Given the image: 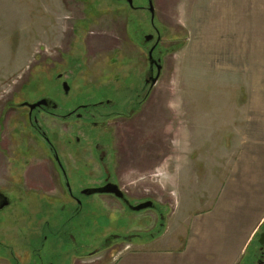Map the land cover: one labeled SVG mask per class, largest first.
Returning <instances> with one entry per match:
<instances>
[{"label":"rangeland","instance_id":"1","mask_svg":"<svg viewBox=\"0 0 264 264\" xmlns=\"http://www.w3.org/2000/svg\"><path fill=\"white\" fill-rule=\"evenodd\" d=\"M156 4L169 24L166 45L179 46L165 57L159 82L141 112L112 125L121 148V184L135 195L145 194L163 204L158 205L161 212L82 205L75 215L78 205H50L51 227L46 234L49 248L59 253L53 257L55 263H112L129 248H157L159 236L186 240L197 217L207 232L222 226L229 232L230 245L244 238L247 246L264 212V205H251L254 194L242 192L249 165L244 153H264L252 141V120H258L254 109L264 101L259 98L264 95V0H245L244 27L237 34L229 33L223 10L226 0H156ZM128 42L125 12L114 14L108 4L97 0H0V118L11 102L53 97L71 108L114 91L120 99L138 89L142 82L137 77L114 79L133 57ZM72 48L83 49L76 65L83 62L85 72L71 82L72 93L66 96L59 92L56 75L69 67L62 54H70ZM116 53L120 62L112 65ZM54 62L59 65L52 70ZM41 117V123H59ZM11 121L12 116L7 129L13 128ZM94 134H80L84 145ZM35 206L40 211L38 226L45 212L43 205ZM26 228L25 221L22 229ZM69 228L86 244L78 257H65L72 247L59 235ZM137 233L142 237L121 240L93 255L109 235ZM253 249L252 241L249 254ZM0 254L8 257L4 249ZM100 254L106 257L99 258ZM110 254L117 258L110 259Z\"/></svg>","mask_w":264,"mask_h":264},{"label":"flooded vegetation","instance_id":"2","mask_svg":"<svg viewBox=\"0 0 264 264\" xmlns=\"http://www.w3.org/2000/svg\"><path fill=\"white\" fill-rule=\"evenodd\" d=\"M97 1L108 4L114 14L125 12L127 39L134 51L133 57L127 60L129 64L125 65L128 68L115 73L114 79L119 81L124 75L127 78L133 76L142 83L138 89L121 95L120 99L116 98L114 91L103 99L65 108L56 98L42 97L34 103L11 102L7 110H3L0 118V250L4 249L8 257L0 254V261L18 264L17 254L21 250L39 256L40 264H65V260L55 263L53 256L59 253L49 248L46 233L51 227L50 205H78L75 215H79L82 205H124L134 213L148 210L136 212L134 207L153 205V210L161 212L158 205L163 204L145 194L135 195L121 184L118 173V151L121 148L116 145V129L112 122L131 119L141 112L159 82L165 57L179 44L166 45L164 33L169 24L161 18L156 0ZM82 52L83 49L78 52L72 48L70 54H62V61L69 66L56 75L60 83L59 92L63 95L70 96L71 82L85 72L83 62L76 65ZM119 62V53H116L112 65ZM58 65L54 62L52 70ZM40 101L45 103L34 110L22 106ZM42 115L59 123H41ZM10 116L13 128L7 129L6 122ZM82 132H95L85 145L80 138ZM118 141L121 147L123 141L119 138ZM32 205L44 207L45 214L38 226L36 218L40 211ZM25 221L28 228L22 229ZM59 237L72 247V250L66 251L65 257L68 254L78 257L86 247L74 235L72 228ZM141 237L140 233L131 236L111 234L97 250L103 251L107 245L112 247L121 240ZM37 241L39 247L36 246ZM253 243L251 264H264V223L255 234ZM44 251L49 255L46 262L40 254Z\"/></svg>","mask_w":264,"mask_h":264},{"label":"crops","instance_id":"3","mask_svg":"<svg viewBox=\"0 0 264 264\" xmlns=\"http://www.w3.org/2000/svg\"><path fill=\"white\" fill-rule=\"evenodd\" d=\"M227 4L223 8L226 12V18L229 25V33H239L242 31L243 20H244V9L246 7L245 0H226ZM243 4V8H242ZM225 18V20H226ZM231 24V26H230ZM228 33V34H229ZM226 34V35H228ZM224 34L221 33V39ZM223 42V40H222ZM261 94V92L259 93ZM259 98H264L261 94ZM257 108L254 109L255 114H257V122H252L254 124V134L252 141L256 148L262 149L264 152V133L262 114L264 115V101L258 102ZM247 110V109H246ZM254 114V115H255ZM263 136H262V135ZM260 135V136H259ZM248 139V140H249ZM256 150V149H255ZM253 151L252 154L247 152L244 153L243 159L248 163L247 171L245 173L244 182L242 184V192H249L254 194V202L251 205H264V153L256 156ZM246 155V157H245ZM245 157V158H244ZM242 159V161H243ZM253 191H252V190ZM245 203V202H244ZM199 217L193 220L191 235L186 240L177 239L174 240L168 237L159 236L155 244L157 248H129L124 251L121 257L116 256V254H110L111 258H117L114 262L102 261L98 264H251L252 255L249 254V248L251 242L254 240L255 234L258 232L260 226L264 223V212L259 217L258 227L252 234L250 241L247 246H245L244 238L241 240L240 244L230 245L228 241L229 232L225 230L222 226L217 228L215 231L211 230L207 232L197 220ZM150 246V243L143 244ZM152 245V243H151ZM41 257L43 261H47L48 253L47 251L41 252ZM104 254V253H103ZM98 255L99 258H104V255ZM2 255V254H1ZM106 255V254H105ZM118 255V254H117ZM97 256V257H98ZM4 257V256H3ZM19 263L18 264H40L39 256L27 254L24 251L19 250L17 254ZM54 257V256H53ZM5 264L4 261H0V264ZM7 264H12L8 261ZM80 264V262H79Z\"/></svg>","mask_w":264,"mask_h":264},{"label":"water","instance_id":"4","mask_svg":"<svg viewBox=\"0 0 264 264\" xmlns=\"http://www.w3.org/2000/svg\"><path fill=\"white\" fill-rule=\"evenodd\" d=\"M64 89H65L66 91H68V88H67L66 86L64 87ZM44 103H45L44 101H40V102H38V103H36V104L26 103V104H24V105H22V106H25V105H26V106H28L31 110H34V109H36L37 107L41 106V105L44 104ZM146 209H153V205H143V206H138V207H134V208H133V210L136 211V212H140V211H143V210H146ZM106 247H109V245H107ZM100 251H101V249L95 251V252L93 253V255L99 253Z\"/></svg>","mask_w":264,"mask_h":264}]
</instances>
